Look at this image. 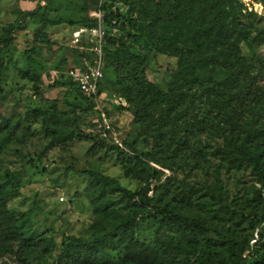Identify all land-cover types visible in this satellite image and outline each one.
I'll use <instances>...</instances> for the list:
<instances>
[{
	"label": "rangeland",
	"instance_id": "rangeland-1",
	"mask_svg": "<svg viewBox=\"0 0 264 264\" xmlns=\"http://www.w3.org/2000/svg\"><path fill=\"white\" fill-rule=\"evenodd\" d=\"M102 1L112 6L109 9L119 10L123 20L127 16L136 17L130 5H109L111 0ZM39 6L44 7L50 21L75 24L89 18L96 9L92 0H0V126H8L0 133V189L23 234L22 240L13 244L14 253L0 264H58L68 238L89 241L104 233L111 235L99 264H129L113 230L114 224L135 207L124 193L111 187L104 190L95 187L89 173L110 177L131 192L143 191L147 186L146 173L131 157L147 160L151 138L134 121L130 105L118 94L117 74L113 69L104 80L99 103L107 113V127L79 99L68 96L67 87L50 90L49 86L55 83L70 81L69 72L81 68L86 61L82 53L89 43L82 45L81 40L73 37L81 28L78 25L42 26L40 19L21 25V13ZM247 12H250L248 8ZM253 13L240 17L246 38L240 41L239 51L249 66L250 78L240 75L236 86L242 94L231 112L232 118L218 109L213 95L204 96L199 104L197 129L189 135L175 136L159 153L171 169L150 163L159 173L149 181L148 191L156 205H168L184 216L218 229L227 239L249 246L255 256H247L242 264H264V240L260 237L264 236V220L252 228L248 218L251 211L245 206L259 185L251 165H241L233 156L222 152L224 139L219 128L228 129L232 119L241 125L249 116L250 107L264 96V42L255 46L250 43L264 30V10L262 15L260 9ZM11 25L23 27L14 32V42L7 48L3 42L4 29ZM37 30L40 31L35 35ZM112 34L123 38L135 53L146 50V34L131 31L133 38ZM31 49L35 51L37 65L27 60L26 52ZM233 63V56L225 50L217 63L191 74L190 83L198 92L203 84L227 83L236 71ZM177 69L178 57L173 51L151 52L146 77L165 93ZM219 97L222 98L221 94ZM54 102L57 104L53 133L43 127L40 118L25 120L27 112L43 113ZM260 125L264 130V117ZM238 132H242V127ZM73 133L94 140L98 134H105L109 145L119 146L124 153L107 146L103 152L91 154L92 144L79 138L55 144V138ZM251 147L264 152V135L255 139ZM189 188L191 192L186 191ZM157 225L156 213L149 211L138 221L136 240L152 247L161 241L175 245L176 249L170 252L180 264H188L205 250L174 223L159 230ZM259 237L261 241L256 243ZM216 250L212 253L216 260L219 256L228 257L224 247Z\"/></svg>",
	"mask_w": 264,
	"mask_h": 264
},
{
	"label": "trees",
	"instance_id": "trees-1",
	"mask_svg": "<svg viewBox=\"0 0 264 264\" xmlns=\"http://www.w3.org/2000/svg\"><path fill=\"white\" fill-rule=\"evenodd\" d=\"M261 1L264 4V0ZM92 3L96 9L91 13L100 10L104 17L109 16L106 20L103 18L101 23V28L105 32L102 47L105 77L99 85L97 96L99 103L101 104L104 80L108 71L113 69L117 74L115 85L118 86V94L126 99L132 109L134 121L146 129L151 138V153L147 160L140 156L131 157L133 162L146 173L147 186L143 191L131 192L122 188L116 180L110 177L101 173H89L93 177L95 187L101 190L107 187L114 188L124 193L135 207L127 216L114 224V237L125 252V262L129 264H180L175 262V256L170 252L176 249L175 245L161 241L160 244L152 247L140 244L135 238L139 219L146 216L149 211H154L158 220L157 230L166 224L174 223L205 249L188 264H242L247 256H255V252L249 246L227 239L218 229L206 226L199 219L184 216L168 205H156L148 196V191L149 181L159 173L156 167L171 169L159 156L163 145L177 135H189L197 129L199 104L204 96L213 95L215 97L213 102L218 105V109L232 118L231 112L242 94L241 88L236 86L240 75L249 76L250 74L249 66L239 51L240 41L246 38L244 28L240 24V17L241 15L252 16L254 10L247 12L241 0H111L109 5L120 3L130 5V11L136 13V17L127 16L123 20L124 16L119 10L109 9L108 7L112 6H107L102 0H92ZM91 13L89 18L77 24L64 21L53 22L46 17L44 7L39 6L32 11H23L20 20L21 25H25L29 20L40 19L42 26L68 23L71 26L78 25L88 30L98 29L100 22L91 17ZM21 25L16 27L11 25L4 29L5 47L9 48L13 44L14 32L21 29L23 27ZM38 31L40 30L34 34L38 35ZM131 31H138L141 35L146 34L147 44L143 53H135L123 38L112 34L122 33L133 38ZM85 42L88 41L84 35L81 39L82 45ZM263 42L264 30L250 41L252 46ZM93 47L94 45L89 43L85 52L82 53L83 59L91 63L94 59L91 51ZM225 50L229 56H233L232 65H236V71L228 77L227 83L222 82L213 86L203 84L199 86V92L195 91L189 76L196 74L198 69L207 68L210 63H217ZM169 51H173L178 57V69L173 76L169 90L164 93L147 79L146 70L151 52L166 54ZM34 56V49L26 52L27 60L37 65ZM81 68L84 66L82 65ZM63 87L68 88V96L79 99L86 105L87 111L100 117L99 112L95 110V100L85 97L71 78L67 83H55L54 86H49L50 90ZM237 87L239 89L235 92ZM220 94L222 98L219 97ZM56 104L57 102H54L43 113L27 112L25 120L29 121L31 117L40 118L43 127L52 132ZM102 110L107 117L104 108ZM263 117L264 96H260L256 104L250 107L249 116L241 125L233 122L232 119L228 124V129L219 128L220 136L224 139L222 152L233 156L241 165H251L252 173L259 185L245 205L246 209L251 211L248 218L254 229L259 226V221L264 220V152L253 149L251 145L255 139L264 135L263 127L260 125ZM240 127H242L241 133L238 132ZM7 129V124L0 126V133ZM74 138L91 143L89 150L91 154L101 153L107 146H110L106 137L99 134L94 140L73 133L62 139L55 138L54 142L60 144ZM125 145L128 146L127 143ZM110 148L120 154L124 153L119 146L113 145ZM186 191L191 192L192 188ZM110 235V233H104L89 241L75 237L68 238L63 245L64 250L59 256L58 264H99V257L105 251ZM260 237L264 240L263 234ZM260 237L256 239V243L261 241ZM22 238L23 234L17 224V218L8 209L7 201L0 189V261L14 253V242ZM216 247L219 249L224 247L228 257L223 259L219 256L216 260L212 255L217 251Z\"/></svg>",
	"mask_w": 264,
	"mask_h": 264
},
{
	"label": "built area",
	"instance_id": "built-area-1",
	"mask_svg": "<svg viewBox=\"0 0 264 264\" xmlns=\"http://www.w3.org/2000/svg\"><path fill=\"white\" fill-rule=\"evenodd\" d=\"M246 9L248 8L250 11L255 9H260V15L264 10V4L261 0H241ZM91 17L97 19L100 22V26L98 29L88 30L84 28H80L73 34V37L77 40H81L85 35L87 41L94 45L91 51L94 54L93 62L84 61V68H79L75 70H71L69 72L70 78L76 84V86L80 89L81 93L89 98L94 99L96 103L95 110L99 112L100 117L102 118L104 125L107 127L108 120L106 114L102 110L99 105L98 91L99 85L105 77L104 74V56H103V44L105 39V32L101 28V23L104 18V14L99 10L91 13ZM104 137L106 135L104 134Z\"/></svg>",
	"mask_w": 264,
	"mask_h": 264
},
{
	"label": "water",
	"instance_id": "water-1",
	"mask_svg": "<svg viewBox=\"0 0 264 264\" xmlns=\"http://www.w3.org/2000/svg\"><path fill=\"white\" fill-rule=\"evenodd\" d=\"M107 17H109V16H105V17H104V20H106Z\"/></svg>",
	"mask_w": 264,
	"mask_h": 264
}]
</instances>
